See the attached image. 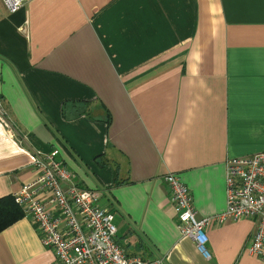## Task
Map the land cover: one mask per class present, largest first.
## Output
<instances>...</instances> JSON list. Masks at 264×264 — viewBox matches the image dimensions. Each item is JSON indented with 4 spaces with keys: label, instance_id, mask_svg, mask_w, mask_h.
Wrapping results in <instances>:
<instances>
[{
    "label": "crops",
    "instance_id": "0c3cea01",
    "mask_svg": "<svg viewBox=\"0 0 264 264\" xmlns=\"http://www.w3.org/2000/svg\"><path fill=\"white\" fill-rule=\"evenodd\" d=\"M0 198L57 151L100 193L120 250L163 264H264L252 221L207 228V261L182 239L164 176L199 219L223 215L226 160L264 152V0H0ZM26 217L0 233V264H54Z\"/></svg>",
    "mask_w": 264,
    "mask_h": 264
},
{
    "label": "built area",
    "instance_id": "2783aa9c",
    "mask_svg": "<svg viewBox=\"0 0 264 264\" xmlns=\"http://www.w3.org/2000/svg\"><path fill=\"white\" fill-rule=\"evenodd\" d=\"M9 12L23 8L27 0H2ZM0 100V124L11 139L27 144L14 127ZM31 167L36 172L29 184L15 192L14 203L41 234V244L53 250L54 264H163L126 256L116 244L112 214L98 205L100 193L79 189L72 172L58 160L57 151L32 150ZM226 201L223 215L199 219L192 193L175 174L164 176L171 192L170 203L178 218L182 239L194 242L196 253L207 261V228L226 221L250 220L255 229L247 247L249 254L264 263V152L226 160Z\"/></svg>",
    "mask_w": 264,
    "mask_h": 264
},
{
    "label": "trees",
    "instance_id": "16d2710c",
    "mask_svg": "<svg viewBox=\"0 0 264 264\" xmlns=\"http://www.w3.org/2000/svg\"><path fill=\"white\" fill-rule=\"evenodd\" d=\"M14 201L12 195L5 196L3 199L0 198V233L24 217L22 209L17 207Z\"/></svg>",
    "mask_w": 264,
    "mask_h": 264
}]
</instances>
